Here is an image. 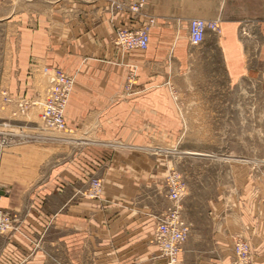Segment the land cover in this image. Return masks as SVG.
<instances>
[{
  "label": "crops",
  "instance_id": "obj_1",
  "mask_svg": "<svg viewBox=\"0 0 264 264\" xmlns=\"http://www.w3.org/2000/svg\"><path fill=\"white\" fill-rule=\"evenodd\" d=\"M134 1L0 0L6 38L0 35V63L10 65L1 76L4 90L14 98L42 95L50 85L45 65L74 77L65 108L69 137L46 136L41 128L35 133L31 126L0 132L6 139L0 145V209L14 218L13 228L0 233V264H46L44 241L57 232L53 244L66 246L70 229L76 239H99L98 261L115 264L110 241L119 234L116 223L125 225L120 235L130 239L131 225L147 221L133 220L124 194L154 181L162 156L151 145L178 141L177 88L191 63L206 65L214 52L231 83L251 78L264 85V0H144L132 12ZM194 18L216 21L218 30L207 28L202 41L191 43ZM147 24L145 50L114 44L118 29ZM95 177L104 194L83 198ZM221 219L209 215L213 247L182 243L176 264H238L231 237L238 228L252 241L254 264H264V230L253 219L235 225Z\"/></svg>",
  "mask_w": 264,
  "mask_h": 264
},
{
  "label": "rangeland",
  "instance_id": "obj_2",
  "mask_svg": "<svg viewBox=\"0 0 264 264\" xmlns=\"http://www.w3.org/2000/svg\"><path fill=\"white\" fill-rule=\"evenodd\" d=\"M0 35L6 39L2 31ZM0 52L4 56L5 48ZM209 60L206 65L191 63L190 70L180 78L176 101L183 125L176 143L150 146L160 148L161 152L155 153L162 156L158 171H153L157 172L152 178L154 181L148 180L147 186L143 185L144 189L139 192L124 194L134 207L133 220L141 216L147 221L131 225L130 231H126L132 233L130 239L120 235V228L125 225L116 223L119 234L115 233L113 243L110 241L115 264H163L151 237L155 217L174 204L168 197L173 179L184 185L177 206L181 217L190 224L191 233L183 242L186 246L213 247V241L208 238L213 229L209 215L215 220L232 219L234 225L235 220L253 219L256 227L264 230V85L261 79L251 78L231 83L216 53L212 52ZM9 66L0 63V132L10 134L18 132L17 126H31L34 129L30 131L35 133L41 128L46 136L69 137V130L43 127L37 101L44 92L39 96L14 98L4 90L5 81L1 76ZM42 73L50 79L53 68L45 65ZM2 138L0 134V140ZM103 187L101 181L99 198L104 194ZM88 188L89 185L83 191V198H89ZM237 230L231 236L233 247L238 241H245L249 247L246 260L237 263L254 264L252 241L241 228ZM74 234L73 229L67 231L64 246L63 243L53 244L58 233H50L43 246L49 255L46 264H101L94 251L100 240L90 239L85 234L76 239ZM196 234L206 238H196ZM196 257L192 255L190 262Z\"/></svg>",
  "mask_w": 264,
  "mask_h": 264
},
{
  "label": "built area",
  "instance_id": "obj_3",
  "mask_svg": "<svg viewBox=\"0 0 264 264\" xmlns=\"http://www.w3.org/2000/svg\"><path fill=\"white\" fill-rule=\"evenodd\" d=\"M144 5V0H135L130 5V11L138 12ZM209 28L218 30L216 21H205L194 18L188 23V38L191 43L202 41L205 30ZM149 24L142 28L118 29L113 38V42L123 51L145 50L148 46ZM50 85L44 91L40 101L41 122L45 129L67 132L69 129L66 123L65 108L74 85V77L63 70L53 69V74L49 79ZM6 139L2 138L0 144H5ZM168 197L174 204L165 209L160 215L155 217L156 224L152 234L153 242L158 248L159 257L164 260V264H176L181 245L188 236L190 224L186 222L179 212L177 202L181 198L184 185L178 180H171ZM101 180L91 178L89 181L88 196L99 198ZM13 216L0 209V233H4L13 228ZM235 261L241 262L248 257L249 247L245 241H238L233 247Z\"/></svg>",
  "mask_w": 264,
  "mask_h": 264
}]
</instances>
